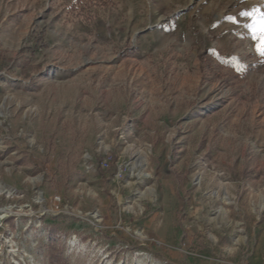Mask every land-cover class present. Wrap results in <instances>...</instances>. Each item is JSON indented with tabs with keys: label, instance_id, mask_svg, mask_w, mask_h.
Segmentation results:
<instances>
[{
	"label": "rangeland",
	"instance_id": "1",
	"mask_svg": "<svg viewBox=\"0 0 264 264\" xmlns=\"http://www.w3.org/2000/svg\"><path fill=\"white\" fill-rule=\"evenodd\" d=\"M264 0H0V264H264Z\"/></svg>",
	"mask_w": 264,
	"mask_h": 264
},
{
	"label": "snow or ice",
	"instance_id": "2",
	"mask_svg": "<svg viewBox=\"0 0 264 264\" xmlns=\"http://www.w3.org/2000/svg\"><path fill=\"white\" fill-rule=\"evenodd\" d=\"M244 15L252 16L254 23L249 25V27L252 29L253 38L259 42L257 51H259L261 55H264V13L257 12V10L254 9L252 13L246 12Z\"/></svg>",
	"mask_w": 264,
	"mask_h": 264
},
{
	"label": "trees",
	"instance_id": "3",
	"mask_svg": "<svg viewBox=\"0 0 264 264\" xmlns=\"http://www.w3.org/2000/svg\"><path fill=\"white\" fill-rule=\"evenodd\" d=\"M48 264H65V260L63 259L60 250L51 244L48 249Z\"/></svg>",
	"mask_w": 264,
	"mask_h": 264
}]
</instances>
